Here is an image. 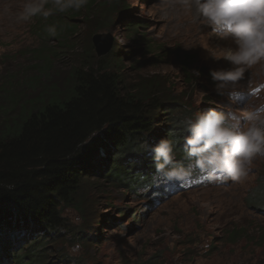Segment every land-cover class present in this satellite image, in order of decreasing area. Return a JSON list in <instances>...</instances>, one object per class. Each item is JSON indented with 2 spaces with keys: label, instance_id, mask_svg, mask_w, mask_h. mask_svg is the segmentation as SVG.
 <instances>
[{
  "label": "rangeland",
  "instance_id": "rangeland-1",
  "mask_svg": "<svg viewBox=\"0 0 264 264\" xmlns=\"http://www.w3.org/2000/svg\"><path fill=\"white\" fill-rule=\"evenodd\" d=\"M97 2L104 6L96 9V15L80 14L66 21L76 33L65 37L67 48L57 49V39L45 27L63 20V13L17 23L14 14L24 0H0V90L5 98L17 90L27 93L38 79L34 70L42 64L34 52L38 48L61 51L53 60L61 78L84 64L85 52L93 48L95 63L113 62L117 58L111 56L118 55L127 89L141 82L158 83L156 92L164 107L152 121L149 142L153 147L162 139L180 138L170 135L179 114L195 117L216 109L243 115L264 104V62L247 69L224 95L216 92L210 72L233 66L214 55L235 45L219 38L212 26L189 38L183 25L194 22L181 25L184 11L179 6L168 8L162 0ZM96 34L113 40L111 50L102 57L92 44ZM182 157L177 153V160L181 162ZM259 184L264 186V156L254 159L248 175L239 181L215 184L194 175L181 182L158 175L152 186L134 191L104 179L88 184L85 195L76 197L75 204L83 201V205L68 207L63 214L72 233L48 245L44 264H70L65 254L79 264H264V208L251 205ZM70 216H78L81 223H71ZM76 235L88 241H76ZM77 242L82 246L80 253L70 255L69 247Z\"/></svg>",
  "mask_w": 264,
  "mask_h": 264
},
{
  "label": "trees",
  "instance_id": "trees-1",
  "mask_svg": "<svg viewBox=\"0 0 264 264\" xmlns=\"http://www.w3.org/2000/svg\"><path fill=\"white\" fill-rule=\"evenodd\" d=\"M97 1L51 23L57 26V49L67 48L65 37L76 33L66 21L96 15L104 6ZM52 49L34 51L42 64L34 67L39 76L27 87L31 93L17 90L8 99L0 90V264H44L48 245L72 233L63 214L83 205L75 202L86 185L104 179L134 191L149 185L156 171L149 141L155 114L164 107L158 83L127 89L118 55L111 56L117 58L113 62L95 63L93 48L85 52L84 64L61 78L53 69L60 50ZM179 115L173 137H181ZM182 148L176 145V152L183 154ZM259 203L251 199L253 207Z\"/></svg>",
  "mask_w": 264,
  "mask_h": 264
},
{
  "label": "clouds",
  "instance_id": "clouds-1",
  "mask_svg": "<svg viewBox=\"0 0 264 264\" xmlns=\"http://www.w3.org/2000/svg\"><path fill=\"white\" fill-rule=\"evenodd\" d=\"M87 3L88 0H24L14 20L20 23L36 16L47 19L54 12L79 11ZM162 3L168 8L179 6L196 21L202 18L219 38L235 45L220 50L219 56L213 54L233 66L231 70L210 72L219 95L228 92L247 69L264 62V0H162ZM4 11L7 13L9 9ZM45 31L52 37L58 34L56 25L46 26ZM177 127L183 143V162L177 160L175 138L162 139L152 148L157 173L169 180L186 182L200 175L215 184L228 179L239 181L248 175L253 160L264 156V104L243 115L216 109L195 117L185 115ZM69 219L73 224L81 223L78 216ZM81 248L77 242L68 252L75 256Z\"/></svg>",
  "mask_w": 264,
  "mask_h": 264
},
{
  "label": "bare ground",
  "instance_id": "bare-ground-1",
  "mask_svg": "<svg viewBox=\"0 0 264 264\" xmlns=\"http://www.w3.org/2000/svg\"><path fill=\"white\" fill-rule=\"evenodd\" d=\"M193 21L194 23L191 24V25H187V24H184L186 21ZM181 21H183V23L181 25H183V29H184V33L186 35V37H189V38H195L197 37L196 36V32L203 29L204 27L206 26H209L207 24H204L202 22V18H199L197 19V21L195 20L194 16L192 14H188V13H185L183 12L182 14V17H181ZM188 22V23H189ZM202 31V30H201ZM199 34V33H198ZM186 39V38H185ZM199 40H200V37H199Z\"/></svg>",
  "mask_w": 264,
  "mask_h": 264
},
{
  "label": "water",
  "instance_id": "water-1",
  "mask_svg": "<svg viewBox=\"0 0 264 264\" xmlns=\"http://www.w3.org/2000/svg\"><path fill=\"white\" fill-rule=\"evenodd\" d=\"M107 39V41H106ZM113 40L109 37H103L100 34H96L92 38V44L95 48V52L98 57L106 55L112 48Z\"/></svg>",
  "mask_w": 264,
  "mask_h": 264
}]
</instances>
